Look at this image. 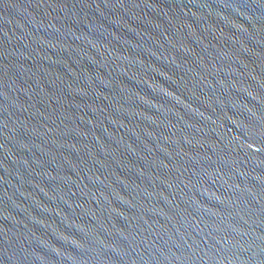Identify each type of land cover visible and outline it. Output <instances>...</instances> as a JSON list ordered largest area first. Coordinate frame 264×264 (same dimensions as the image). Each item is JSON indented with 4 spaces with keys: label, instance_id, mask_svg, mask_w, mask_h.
Returning a JSON list of instances; mask_svg holds the SVG:
<instances>
[{
    "label": "water",
    "instance_id": "water-1",
    "mask_svg": "<svg viewBox=\"0 0 264 264\" xmlns=\"http://www.w3.org/2000/svg\"><path fill=\"white\" fill-rule=\"evenodd\" d=\"M0 264H264V0H0Z\"/></svg>",
    "mask_w": 264,
    "mask_h": 264
}]
</instances>
